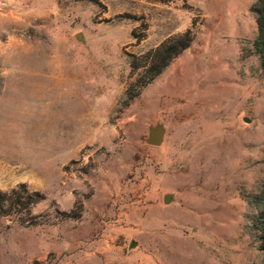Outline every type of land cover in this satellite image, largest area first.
Segmentation results:
<instances>
[{
  "label": "rangeland",
  "instance_id": "374dc122",
  "mask_svg": "<svg viewBox=\"0 0 264 264\" xmlns=\"http://www.w3.org/2000/svg\"><path fill=\"white\" fill-rule=\"evenodd\" d=\"M255 1L0 0V264H263Z\"/></svg>",
  "mask_w": 264,
  "mask_h": 264
},
{
  "label": "trees",
  "instance_id": "16d2710c",
  "mask_svg": "<svg viewBox=\"0 0 264 264\" xmlns=\"http://www.w3.org/2000/svg\"><path fill=\"white\" fill-rule=\"evenodd\" d=\"M253 12L255 14L257 29L253 47L255 53L259 57L260 66L264 73V0L255 1ZM191 39L192 33L190 30H187L177 37L168 39L158 48L150 51L146 55V58L149 60V67L145 71L146 77L141 82L138 90H133V88H131L132 86L127 89L128 99L137 96L140 88L149 83L173 58L187 48ZM41 199L42 197L38 192L29 191L25 186H20L18 189L12 190L7 194L0 192V212L3 208H6V211H2L5 214H9L12 210H15L17 213L21 212V210L27 212L31 206L37 204ZM254 202L260 207V210L252 219V226L259 235V248L262 252L264 264V185L261 191L255 196Z\"/></svg>",
  "mask_w": 264,
  "mask_h": 264
},
{
  "label": "water",
  "instance_id": "95a60500",
  "mask_svg": "<svg viewBox=\"0 0 264 264\" xmlns=\"http://www.w3.org/2000/svg\"><path fill=\"white\" fill-rule=\"evenodd\" d=\"M163 138V130L159 127L150 129L149 131V137L146 140L147 144L152 146H158L161 144ZM170 197L166 195L164 197V202L167 203L169 201Z\"/></svg>",
  "mask_w": 264,
  "mask_h": 264
}]
</instances>
